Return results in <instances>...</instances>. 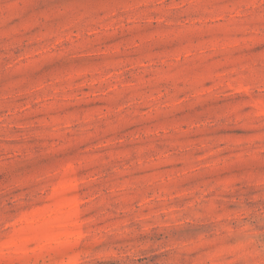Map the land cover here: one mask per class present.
Masks as SVG:
<instances>
[{
    "label": "rangeland",
    "instance_id": "rangeland-1",
    "mask_svg": "<svg viewBox=\"0 0 264 264\" xmlns=\"http://www.w3.org/2000/svg\"><path fill=\"white\" fill-rule=\"evenodd\" d=\"M0 264H264V0H0Z\"/></svg>",
    "mask_w": 264,
    "mask_h": 264
}]
</instances>
